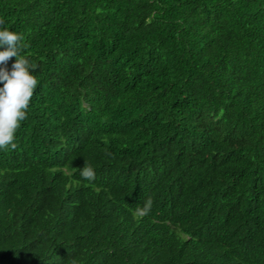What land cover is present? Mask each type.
Wrapping results in <instances>:
<instances>
[{"label": "trees", "instance_id": "1", "mask_svg": "<svg viewBox=\"0 0 264 264\" xmlns=\"http://www.w3.org/2000/svg\"><path fill=\"white\" fill-rule=\"evenodd\" d=\"M0 20L38 81L0 150V264H264V0H0Z\"/></svg>", "mask_w": 264, "mask_h": 264}, {"label": "clouds", "instance_id": "2", "mask_svg": "<svg viewBox=\"0 0 264 264\" xmlns=\"http://www.w3.org/2000/svg\"><path fill=\"white\" fill-rule=\"evenodd\" d=\"M4 21L0 20V150H15L17 144L14 142L15 133L20 122L27 118L26 110L29 101L32 99L34 89L37 87V78L33 74L36 66L30 63L27 57L22 55L25 45L23 34L2 27ZM15 57V62L8 70V61ZM80 176L86 180L95 179V171L87 165L80 171ZM148 201L145 202V209L141 215L146 214Z\"/></svg>", "mask_w": 264, "mask_h": 264}]
</instances>
